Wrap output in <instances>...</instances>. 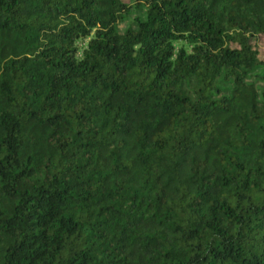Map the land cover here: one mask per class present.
I'll list each match as a JSON object with an SVG mask.
<instances>
[{"label": "trees", "instance_id": "obj_1", "mask_svg": "<svg viewBox=\"0 0 264 264\" xmlns=\"http://www.w3.org/2000/svg\"><path fill=\"white\" fill-rule=\"evenodd\" d=\"M261 36L264 0H0V264H264Z\"/></svg>", "mask_w": 264, "mask_h": 264}, {"label": "rangeland", "instance_id": "obj_2", "mask_svg": "<svg viewBox=\"0 0 264 264\" xmlns=\"http://www.w3.org/2000/svg\"><path fill=\"white\" fill-rule=\"evenodd\" d=\"M128 3H131V4H134L135 3V0H126ZM135 16V15H134ZM132 16V18L134 17ZM131 18V19H132ZM130 19V20H131ZM130 20L125 22L124 24H122L121 28L124 29L128 26V24L130 23ZM255 43L258 47V50H259V53H260V56L262 58H264V36H261L259 37L258 39L255 40ZM86 45V43H81V47H84Z\"/></svg>", "mask_w": 264, "mask_h": 264}]
</instances>
